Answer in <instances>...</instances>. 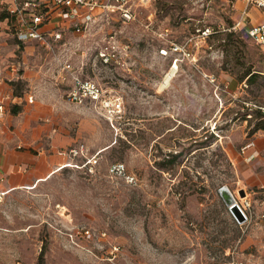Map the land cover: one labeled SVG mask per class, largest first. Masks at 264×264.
Instances as JSON below:
<instances>
[{"label":"rangeland","instance_id":"obj_1","mask_svg":"<svg viewBox=\"0 0 264 264\" xmlns=\"http://www.w3.org/2000/svg\"><path fill=\"white\" fill-rule=\"evenodd\" d=\"M132 5L134 20L53 48L0 34V93L22 100L0 132V264H264V129L254 130L264 126V47L242 19L250 5ZM109 31L129 44L123 63L95 57ZM65 59L122 110L68 101ZM248 68L260 73L252 84ZM11 150L38 158L17 182L4 166ZM116 161L137 181L110 174ZM223 187L239 202L248 193L244 222Z\"/></svg>","mask_w":264,"mask_h":264},{"label":"built area","instance_id":"obj_2","mask_svg":"<svg viewBox=\"0 0 264 264\" xmlns=\"http://www.w3.org/2000/svg\"><path fill=\"white\" fill-rule=\"evenodd\" d=\"M246 3L258 7L263 12L261 20L250 22L247 32L256 44L264 47V0H246ZM8 13L11 15L10 31L15 38L21 42L37 41L48 48L66 44L65 38L69 32L86 35L93 27L100 26L102 23L110 24L115 19L130 21L137 15L132 0H25L22 5L10 7ZM105 38L104 43L96 49V59L104 65L123 63L129 44H120L114 32L111 31L106 33ZM174 49L186 53L184 46H177ZM160 52L166 54L167 50L161 48ZM60 66L61 72H64L60 75L64 76L63 78L69 75L73 82L65 93L68 101L99 105L110 115L122 110L120 97L107 93L98 81L81 77L74 71L68 59L63 60ZM9 112L8 105L0 101V132L3 131L4 121ZM21 147L22 145L19 144L18 148ZM70 151L76 154L79 149L72 147ZM109 172L123 177L130 183L137 181L136 175L127 169L124 162H113ZM242 200L239 202L236 199V202L239 203L248 219L251 206L248 193Z\"/></svg>","mask_w":264,"mask_h":264},{"label":"crops","instance_id":"obj_3","mask_svg":"<svg viewBox=\"0 0 264 264\" xmlns=\"http://www.w3.org/2000/svg\"><path fill=\"white\" fill-rule=\"evenodd\" d=\"M24 1L25 0H0V15H1V18H0V34L5 35L8 38L10 37V38L14 39L17 42V47H20L22 44L27 43L28 41L21 42L13 36L12 32L10 31L11 15L8 13V9L10 7H16V6L22 5V3ZM241 12H242V14H243V12L246 13V15H244V16L242 15V19L243 20L247 19L249 21V24H250V22H257L263 18V12L256 6H250L248 11H246L244 9ZM73 34H75V33H73ZM65 39L67 40V35H66ZM66 43H67V41H66ZM11 96H12V98H11ZM11 100H12V102H16L17 104H19L22 101L20 96L13 95L11 93L3 96L0 93V101H4L10 109V112L7 114L6 119L4 121L3 131L5 129H7L6 126L8 125V121L10 120V117H12V110H11V105H10ZM3 131H1V132H3ZM19 144H21V143H18L17 147ZM258 145H261V147H263L262 142H259ZM7 157L10 160H7L5 162L4 166H5V169L11 174L10 180H12V182H17V181H20V179H22L23 172L26 169V167H24V165H22L23 161H25L24 164L26 163L27 165H30V162H36L38 160V158L36 157L35 154H33L32 152L27 151V150H11L7 153ZM1 179L4 180L3 177H1Z\"/></svg>","mask_w":264,"mask_h":264},{"label":"water","instance_id":"obj_4","mask_svg":"<svg viewBox=\"0 0 264 264\" xmlns=\"http://www.w3.org/2000/svg\"><path fill=\"white\" fill-rule=\"evenodd\" d=\"M241 195H244V190H240ZM221 194L225 198L226 203L228 204V207L231 211V213L234 215L237 221L244 222L246 220V215L239 205L238 202H236V198L229 192L227 187L221 188Z\"/></svg>","mask_w":264,"mask_h":264},{"label":"trees","instance_id":"obj_5","mask_svg":"<svg viewBox=\"0 0 264 264\" xmlns=\"http://www.w3.org/2000/svg\"><path fill=\"white\" fill-rule=\"evenodd\" d=\"M259 75H260V73L258 71H255V70H252L251 68H248L247 71L244 73L243 78H246V81L248 84H252L256 81V79L258 78ZM12 106H13V107H11L12 113H16L17 108H15L14 105H12ZM15 106H17V105L15 104ZM258 128L264 129V126H258L254 130H257ZM39 257L42 259L43 251L40 253Z\"/></svg>","mask_w":264,"mask_h":264},{"label":"bare ground","instance_id":"obj_6","mask_svg":"<svg viewBox=\"0 0 264 264\" xmlns=\"http://www.w3.org/2000/svg\"><path fill=\"white\" fill-rule=\"evenodd\" d=\"M171 73V72H170ZM66 165V164H65ZM63 214V213H62Z\"/></svg>","mask_w":264,"mask_h":264}]
</instances>
